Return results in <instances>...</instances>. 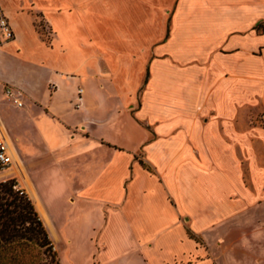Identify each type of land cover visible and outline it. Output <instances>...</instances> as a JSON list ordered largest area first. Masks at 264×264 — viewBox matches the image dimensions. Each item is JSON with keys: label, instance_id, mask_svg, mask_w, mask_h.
I'll use <instances>...</instances> for the list:
<instances>
[{"label": "crops", "instance_id": "1", "mask_svg": "<svg viewBox=\"0 0 264 264\" xmlns=\"http://www.w3.org/2000/svg\"><path fill=\"white\" fill-rule=\"evenodd\" d=\"M102 1L0 0V127L56 252L264 264V0H176L154 35Z\"/></svg>", "mask_w": 264, "mask_h": 264}, {"label": "trees", "instance_id": "2", "mask_svg": "<svg viewBox=\"0 0 264 264\" xmlns=\"http://www.w3.org/2000/svg\"><path fill=\"white\" fill-rule=\"evenodd\" d=\"M0 264H60L31 199L14 179L0 182Z\"/></svg>", "mask_w": 264, "mask_h": 264}, {"label": "rangeland", "instance_id": "3", "mask_svg": "<svg viewBox=\"0 0 264 264\" xmlns=\"http://www.w3.org/2000/svg\"><path fill=\"white\" fill-rule=\"evenodd\" d=\"M118 1H119L118 18L120 22L126 20H132V22L134 23V27L138 28L141 26L143 19L148 18L151 23L150 27L153 35L154 32L158 30V24L160 21L164 23L163 28H165V25L166 27L168 26L169 11L171 10L173 4L176 2V0H118ZM111 2L112 0H103L101 3L107 4L109 7V5H111ZM33 19H34V28L38 33L40 40L45 46L49 47L50 46L49 28L47 27L45 21L42 19L40 15H36V14L33 15ZM152 38H158V37L152 36ZM39 56L42 60L45 59L42 55ZM3 59L4 60L0 62V71L5 67L9 68L10 65L9 63L11 60L10 57L4 56ZM22 75L23 78H27L29 82H34L35 77L37 78V74H35L32 71L24 72ZM44 82H45V77L43 76L39 82L40 83L39 86L43 85ZM136 94H137V98H139L140 92H137ZM12 142L15 146V149L18 152V149L14 141ZM14 170L15 167L13 164V166L9 170L0 171V182L14 179L21 188L26 189L22 181V176L19 173L15 172ZM54 244L58 249L57 254L60 264H69V259L67 258L64 252L63 244L61 243L57 234L55 237Z\"/></svg>", "mask_w": 264, "mask_h": 264}, {"label": "built area", "instance_id": "4", "mask_svg": "<svg viewBox=\"0 0 264 264\" xmlns=\"http://www.w3.org/2000/svg\"><path fill=\"white\" fill-rule=\"evenodd\" d=\"M15 39V33L11 22L6 15L2 5L0 4V49L10 44ZM82 90H78V100H80V94ZM5 97L11 101L16 107H23L22 98L24 93L11 86H5L4 88ZM78 107V105L76 106ZM260 119L264 122V113ZM14 164V156L12 149L9 145L7 138L0 127V171L9 170Z\"/></svg>", "mask_w": 264, "mask_h": 264}, {"label": "bare ground", "instance_id": "5", "mask_svg": "<svg viewBox=\"0 0 264 264\" xmlns=\"http://www.w3.org/2000/svg\"><path fill=\"white\" fill-rule=\"evenodd\" d=\"M14 157H15V160H16V163L18 164V166H20L21 164L19 163L18 157H17V155L15 153H14Z\"/></svg>", "mask_w": 264, "mask_h": 264}]
</instances>
